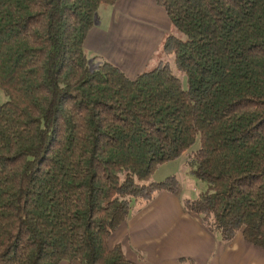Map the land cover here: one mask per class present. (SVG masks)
Returning <instances> with one entry per match:
<instances>
[{"label":"trees","instance_id":"trees-1","mask_svg":"<svg viewBox=\"0 0 264 264\" xmlns=\"http://www.w3.org/2000/svg\"><path fill=\"white\" fill-rule=\"evenodd\" d=\"M184 40L127 77L84 41L117 0H0V264H135L110 237L186 155L183 209L264 251V0H155ZM198 141V148L189 152Z\"/></svg>","mask_w":264,"mask_h":264},{"label":"crops","instance_id":"crops-1","mask_svg":"<svg viewBox=\"0 0 264 264\" xmlns=\"http://www.w3.org/2000/svg\"><path fill=\"white\" fill-rule=\"evenodd\" d=\"M171 28L155 0H117L99 8L84 49L133 79ZM117 244L135 264H264V251L245 243L241 234L222 241L183 209L179 194L168 192L132 207L110 237L109 245Z\"/></svg>","mask_w":264,"mask_h":264},{"label":"rangeland","instance_id":"rangeland-1","mask_svg":"<svg viewBox=\"0 0 264 264\" xmlns=\"http://www.w3.org/2000/svg\"><path fill=\"white\" fill-rule=\"evenodd\" d=\"M172 27V26H171ZM166 36H175L180 40H184V37L173 27L171 28ZM164 41L159 44L150 56L149 61L144 65V67L139 71L138 75L141 73L150 72L155 69L160 62L168 63L169 68L174 76H176L183 89L187 87L186 76L184 73L179 72L174 65V55L172 53H166L163 50ZM130 78V77H129ZM8 100L5 93L0 88V105ZM199 144L196 141L189 149V152L194 151L198 148ZM187 156L181 155L179 158L163 163L154 170L151 175V180L158 182L162 181L169 176H176L179 179L180 189L177 194L182 200L185 199H197L202 192L205 191L206 185L196 179L189 173L188 165L186 164Z\"/></svg>","mask_w":264,"mask_h":264}]
</instances>
